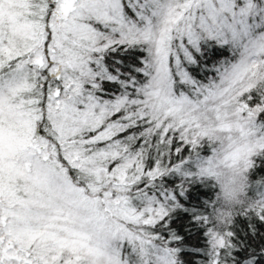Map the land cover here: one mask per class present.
I'll list each match as a JSON object with an SVG mask.
<instances>
[{"label": "snow or ice", "instance_id": "6c2138e0", "mask_svg": "<svg viewBox=\"0 0 264 264\" xmlns=\"http://www.w3.org/2000/svg\"><path fill=\"white\" fill-rule=\"evenodd\" d=\"M262 158L264 0H0V264H183L174 214L204 264H264L212 179Z\"/></svg>", "mask_w": 264, "mask_h": 264}, {"label": "trees", "instance_id": "16d2710c", "mask_svg": "<svg viewBox=\"0 0 264 264\" xmlns=\"http://www.w3.org/2000/svg\"><path fill=\"white\" fill-rule=\"evenodd\" d=\"M226 55V53L224 54ZM117 58H122L126 62H132L133 55H124ZM223 58L220 52H217L212 60ZM211 62V61H210ZM126 135V134H122ZM187 149H185V154ZM258 167L250 174L252 180L264 178V158L257 161ZM207 189L198 191L197 195L200 197H206L210 195L206 192ZM214 198V194H213ZM180 219V214H174V222L170 224V227L176 232L181 239L177 242V246L180 250V258L183 264H204L205 258L202 256L203 249L205 248L206 238L202 231H200L193 222L184 214V218L181 222H176ZM253 223L250 219L237 215L231 225L232 231L235 233L234 242L238 246V251L241 255L244 254L246 249H256L264 247V223H255L256 232L253 235L249 228V224ZM239 245H245V247H239ZM237 249H234L236 251ZM254 264H260L259 261Z\"/></svg>", "mask_w": 264, "mask_h": 264}, {"label": "clouds", "instance_id": "9594fccd", "mask_svg": "<svg viewBox=\"0 0 264 264\" xmlns=\"http://www.w3.org/2000/svg\"><path fill=\"white\" fill-rule=\"evenodd\" d=\"M212 179L216 187L215 212L221 218L234 220L236 209L247 195L251 181L249 171L236 163L216 169Z\"/></svg>", "mask_w": 264, "mask_h": 264}]
</instances>
